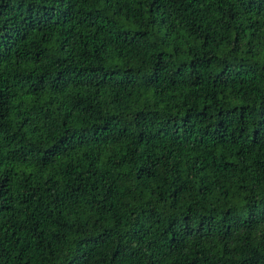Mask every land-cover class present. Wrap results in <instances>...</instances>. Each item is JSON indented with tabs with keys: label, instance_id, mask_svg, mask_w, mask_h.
Here are the masks:
<instances>
[{
	"label": "trees",
	"instance_id": "trees-1",
	"mask_svg": "<svg viewBox=\"0 0 264 264\" xmlns=\"http://www.w3.org/2000/svg\"><path fill=\"white\" fill-rule=\"evenodd\" d=\"M0 264H264V0H0Z\"/></svg>",
	"mask_w": 264,
	"mask_h": 264
}]
</instances>
